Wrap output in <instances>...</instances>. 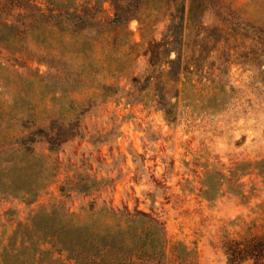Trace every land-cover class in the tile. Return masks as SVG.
Wrapping results in <instances>:
<instances>
[{"label": "rangeland", "instance_id": "obj_1", "mask_svg": "<svg viewBox=\"0 0 264 264\" xmlns=\"http://www.w3.org/2000/svg\"><path fill=\"white\" fill-rule=\"evenodd\" d=\"M78 1L0 0V264H264V0Z\"/></svg>", "mask_w": 264, "mask_h": 264}, {"label": "trees", "instance_id": "obj_2", "mask_svg": "<svg viewBox=\"0 0 264 264\" xmlns=\"http://www.w3.org/2000/svg\"><path fill=\"white\" fill-rule=\"evenodd\" d=\"M104 3H108L112 10H113V16L109 19L111 21V24H117V23H123L127 22L129 19L136 18L137 10L139 9V6L141 3H143V0H80L76 4L78 9L72 10V11H66L64 19H61L60 21H55L56 26L60 27L61 29H68L70 32H79L82 30L90 31L94 25L95 26H102L100 21L97 19V15H84V12L86 10H92L93 7H98L99 10L103 9ZM121 7L123 9H121ZM131 7H133L135 10H131ZM125 11L124 15L120 17L118 15V11ZM81 12L80 13H78ZM5 26H9L12 28L11 24L5 23ZM65 26V27H63ZM112 40H116V35H113ZM40 132L39 134L44 137L46 142L48 143V147L50 150L57 151L61 145L67 141V137H63V133L59 131H53L49 129H39L38 131L31 132L26 137L19 138V142L26 144L28 141L33 142L34 136L36 133ZM49 243L55 248L58 245L57 239H52L49 241ZM64 247H62V250ZM250 252V253H249ZM264 252V237L254 238V242L252 240L251 243H248L245 248L243 249V253L246 254H257L256 258H260L262 256V253ZM69 256V255H68ZM69 258H74L77 262H79L78 257H72L69 256ZM236 258V257H234ZM236 259H233L235 261Z\"/></svg>", "mask_w": 264, "mask_h": 264}]
</instances>
